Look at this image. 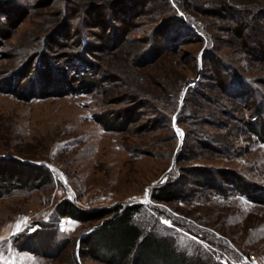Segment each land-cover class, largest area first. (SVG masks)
I'll list each match as a JSON object with an SVG mask.
<instances>
[{
    "label": "rangeland",
    "instance_id": "1",
    "mask_svg": "<svg viewBox=\"0 0 264 264\" xmlns=\"http://www.w3.org/2000/svg\"><path fill=\"white\" fill-rule=\"evenodd\" d=\"M259 101L264 0H0V264H100L85 236L133 205L143 235L195 264H264V128L246 124ZM162 185L177 196L156 199ZM64 200L111 212L57 215Z\"/></svg>",
    "mask_w": 264,
    "mask_h": 264
},
{
    "label": "trees",
    "instance_id": "2",
    "mask_svg": "<svg viewBox=\"0 0 264 264\" xmlns=\"http://www.w3.org/2000/svg\"><path fill=\"white\" fill-rule=\"evenodd\" d=\"M124 22L125 17H123ZM120 40V39H119ZM107 42V41H106ZM118 41H114L111 39V46L117 44ZM106 44V43H105ZM89 42L86 37H83L79 41V48L81 50L87 52L89 49ZM108 45V42H107ZM80 58V57H79ZM81 57L79 63L81 64L82 68L79 67L76 69V73L78 77L76 80L79 82L77 86L72 87L76 91H83L85 84L88 86L93 85L91 83L94 81V77H92V73L89 75H85L87 70L84 68L88 67L87 64L89 63L88 60L83 59ZM82 71V73H81ZM26 70L23 72H18L14 75L13 79L6 83V88L9 91L13 92V87L15 83L21 79V76L25 74ZM91 75V76H90ZM87 78V79H86ZM86 79V80H85ZM63 88L65 92L68 89L64 88V86L60 87ZM32 87L28 86V97L35 96L31 91ZM38 92V90H37ZM39 93V92H38ZM36 94V93H35ZM260 102V101H259ZM263 103L256 105L257 111H255V119H251L247 121V126L249 129H252L256 132V134H260L262 131L261 129L264 128V115H263V108H261ZM263 116V118H262ZM258 119V121H256ZM256 121V122H255ZM113 124V123H112ZM6 161L0 160V163ZM9 163V161H7ZM12 162L14 165H18L21 169H27L32 171H38L40 165L24 163L19 160L13 159ZM11 169V168H10ZM47 173V172H46ZM202 173H206V177L209 175H213L212 171L204 170ZM201 176H204V174ZM29 172L25 173V177L27 179ZM5 175V174H4ZM0 176L4 177L2 173ZM224 177V176H223ZM1 178V177H0ZM209 180H202L197 181L200 184H205L208 187L214 186V188L221 190L219 185L218 179L215 178V181H212L213 178ZM225 179H228L224 177ZM199 179V177H198ZM201 180V179H200ZM12 181V186L13 182ZM4 184V183H3ZM236 184V183H234ZM3 186V185H2ZM236 189L241 192L246 197H249L251 200L254 201H263L260 198L261 192L252 193L250 187L246 185H235ZM177 196V186L174 185H167L161 186L158 189V194L154 197L158 200L162 201H169ZM136 206H128L123 208H115L112 212L114 214L109 218L103 219L98 226H95L88 234L85 236L86 243H83L84 248H82V256L89 257L90 259L100 263V264H195L192 260L185 257L182 253L178 252L173 245L170 244L169 241L164 240L160 237L154 236L150 233L145 235L142 234V231L133 224L132 218L133 213ZM109 212L108 209H102L96 212H89L78 208L75 204L71 203L68 200H64L63 202L59 203L56 208L57 215L60 216H68L70 218L90 222L95 220H100L105 217ZM75 256V255H74ZM74 264H78L77 260L74 257Z\"/></svg>",
    "mask_w": 264,
    "mask_h": 264
},
{
    "label": "snow or ice",
    "instance_id": "3",
    "mask_svg": "<svg viewBox=\"0 0 264 264\" xmlns=\"http://www.w3.org/2000/svg\"><path fill=\"white\" fill-rule=\"evenodd\" d=\"M174 120H175V118H173ZM180 135L182 136L183 134L182 133H180Z\"/></svg>",
    "mask_w": 264,
    "mask_h": 264
}]
</instances>
